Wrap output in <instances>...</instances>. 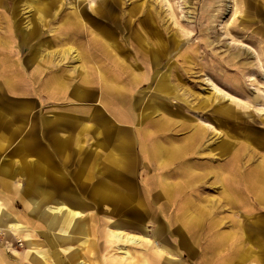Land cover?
Segmentation results:
<instances>
[{
    "label": "rangeland",
    "instance_id": "obj_1",
    "mask_svg": "<svg viewBox=\"0 0 264 264\" xmlns=\"http://www.w3.org/2000/svg\"><path fill=\"white\" fill-rule=\"evenodd\" d=\"M48 11L41 15L33 0H0V112L18 127L14 135L0 134V169L10 172L0 195L14 218L50 248L44 223L27 201L26 171H13L21 140L49 155L56 170L46 178L57 195L58 179L80 189L77 169L94 146L95 182L115 177V188L132 197L125 206L94 202L83 189L91 208L82 224L91 227L93 216L100 250L110 232L102 226L115 222L140 235V244L119 245L133 258L146 255L151 243L168 264H203L201 252L210 244L217 253L213 241L221 232L228 244L221 264L251 255L249 247L258 253L256 239L264 236V0H58ZM89 87L104 93V109L114 115L100 109L95 123L87 122L99 129L94 138L88 129L80 133L81 119L70 110L69 117L57 116V106L72 108L76 92ZM224 106L231 116L215 112ZM61 127L74 140L60 158L54 136L63 135ZM157 143L179 153L166 162L145 154ZM38 157L33 175L43 181L38 174L48 168ZM67 191L52 201H65ZM187 212L195 223L183 219ZM246 228H257L249 240ZM28 250L16 233L0 230V264H28ZM110 253L130 259L115 248ZM253 261L259 264H244Z\"/></svg>",
    "mask_w": 264,
    "mask_h": 264
},
{
    "label": "bare ground",
    "instance_id": "obj_2",
    "mask_svg": "<svg viewBox=\"0 0 264 264\" xmlns=\"http://www.w3.org/2000/svg\"><path fill=\"white\" fill-rule=\"evenodd\" d=\"M46 1H49L48 3ZM58 1V0H33L35 6H37L38 11L41 15H47L49 13L48 6L51 2ZM61 1V0H60ZM79 1V0H78ZM75 7L79 8L81 13H84L80 5L74 4ZM73 6V7H74ZM144 38V37H142ZM162 89H165V85H161ZM171 88V87H170ZM215 88V87H214ZM173 89V88H172ZM176 90V88H175ZM220 90V89H219ZM240 105H248L241 99L237 100ZM218 114L222 116H229L232 112L230 108L224 106L220 109L215 110ZM232 115V114H231ZM230 115V116H231ZM206 126H209L208 123H205ZM63 138V137H61ZM194 139V136L191 138ZM65 141V138L63 139ZM64 145V144H63ZM222 151H226L225 147H222ZM179 153L178 149H174V147H166L161 144H156L152 147L150 152L145 154H151L156 159L160 160L161 162H166L170 157ZM115 161L112 162V166L115 167ZM176 164V163H175ZM38 173H43L44 170L42 169L41 165H38ZM111 166V164H110ZM31 170V179L27 183L30 187V192L34 194L35 197L39 195L42 197L39 201L31 199L28 201L30 204L31 212H35L37 218H39L44 223V227L47 231L48 241L50 243V248H45L44 241L40 240L39 236L30 230L26 223L22 222L18 218H14L8 211V200L5 199V196L2 197L0 195V230L9 229L16 233L21 239L25 240L26 246L29 248L28 252L23 257L24 260L27 261L28 264H168L172 263V261L167 260L164 258V252L158 253L154 248H157L158 245L155 244H145L146 246V255H140L138 257L133 258L124 247L122 248L121 243L123 244H140L141 238L140 235L128 233L124 229L123 225H119L115 222H108L105 223L102 228L109 229L110 232L106 233L105 236V244H103L102 250H100L99 246V227L97 224L94 223L93 216H89V220H93V224L91 227L82 224V220L86 219L83 210L88 211L89 209L85 207V204L81 199L77 198L74 194H72L70 189H68L67 193L64 195L65 201H51L46 199V190L43 186L39 184L43 183L42 180H35L34 173L37 171V168L32 166ZM41 171L39 172V170ZM113 169V168H112ZM113 172V171H112ZM9 171L7 168H3L0 170V184L2 188H8L9 183L6 179L8 177ZM87 167L84 168L80 173V181L79 186H86L89 182L87 177ZM115 178V177H113ZM113 178L110 177L112 180ZM34 179V180H33ZM109 182L100 181L97 188L94 190V195L98 198L97 201L99 202H106V203H116L120 205H127L132 197L128 196L127 192L116 189L115 185L113 184V180ZM115 181V180H114ZM164 181V180H163ZM175 181V180H174ZM255 182L259 186V182L255 180ZM261 201V200H260ZM84 208V209H83ZM220 208V207H219ZM189 209V208H188ZM184 212V211H183ZM182 213V212H181ZM180 215V214H179ZM84 216V217H83ZM183 219L187 221V224H193L197 221L195 215L192 213H185L183 215ZM36 224V223H35ZM42 224V223H41ZM37 225V224H36ZM87 225V224H86ZM88 227V228H87ZM37 229V228H36ZM34 229V231L38 230ZM190 229V227H189ZM257 228H246L244 229L245 238L249 240V236L252 232L257 231ZM141 227H136V231H141ZM233 232V231H232ZM104 234V232H103ZM156 234V233H155ZM193 234V233H192ZM191 236V235H190ZM231 236V235H229ZM149 237V236H148ZM147 237V238H148ZM215 240L213 243L218 245L220 248L217 253L214 254L212 248H210L208 244L204 251L201 252L202 255V262L203 264H211V262H218L221 264L224 259L221 256L222 252H225L227 249L228 244L225 243L227 238V233L221 232L220 235L214 237ZM242 242L243 237H241ZM148 240V239H145ZM163 244V240L161 241ZM256 245L258 248V253H255L251 250V255L245 254L242 259L237 260L236 264H244L247 259H252L255 261H259V264H264V236H260L256 239ZM200 244V243H199ZM164 245V244H163ZM238 244H234L236 248L233 249L237 252L239 251ZM120 250L121 253L127 258H130L128 261H123V259H117L112 257L110 252L112 250ZM212 250V251H211ZM210 252V254H209ZM241 253V252H240ZM252 256V254H254ZM102 254V255H101ZM262 255V256H261ZM16 257V256H15ZM101 257H105L104 260H101ZM132 257V258H131ZM100 258V259H99ZM16 260V258H14ZM18 262V261H17ZM233 262V261H232ZM257 262L253 261V264Z\"/></svg>",
    "mask_w": 264,
    "mask_h": 264
},
{
    "label": "crops",
    "instance_id": "obj_3",
    "mask_svg": "<svg viewBox=\"0 0 264 264\" xmlns=\"http://www.w3.org/2000/svg\"><path fill=\"white\" fill-rule=\"evenodd\" d=\"M75 95L77 96V100L76 101H72V103L75 104V105H71L72 108H69L70 106H66V105L65 106H63V105L57 106V107H59V109H58L59 113L57 114V116H58V118H61V119L69 117L67 112L70 110L72 112V114L74 113V115H71V116H75L77 118L80 117V119H81L79 122L76 123V127L79 130H81L80 133H83L84 131H86V129H88V133L92 135V138H94V135H98L97 131L99 129L98 130L97 129L94 130V128H92V127L89 128L88 123L89 122L95 123L94 118H98L100 116L99 115L100 109H103L104 112H106V110L104 109V106H105V104L107 102V99L104 96L103 92L99 93L98 91L93 89V87L81 88V90L76 92ZM106 114L109 116V118H114V115H111L108 112H106ZM13 118H14L13 116L6 117L0 112V134L1 135L5 131H9L8 133L10 135H14L15 132L18 131V127H16L15 124H13L14 123V119ZM89 119L92 120V121H85V120H89ZM61 129H62V132H64L63 135H60V133L57 131V132H55V136H54L55 137L54 140H55V143L57 145V150H56L55 154L57 156H59L60 158L61 157H65L68 144L71 141V138L69 137L70 135L68 134L69 133L68 132V128L67 127H61ZM65 130H66V132H65ZM61 137H63V138H61ZM64 138H65V141H63ZM74 138L76 140L79 139L76 136ZM73 140L74 139L72 138V141ZM76 140H75V144H77ZM96 140H97V138H96ZM2 143H3V141H2L1 136H0V149L3 146ZM19 144H20V148L16 149V151L18 153L15 152L17 154V156H18V161H16L17 165H15L13 163V165H14L13 167H15L13 169V171L14 172L15 171L18 172L20 170L19 168L24 169L26 171L25 174H26V184H27L30 181L31 177H32L30 172H31V170L33 168L32 167L33 164L39 158L38 155L44 156L39 161H41V163H45L47 165L48 169H47V171L45 172L44 175L38 174V176L39 177L41 176L42 179H43V183H41L39 185L43 186V188L46 190L45 196H46L47 200L51 199V201H52V199H54V198L61 199V197L63 195L62 193L65 192L66 189H70L71 190L70 192L72 194H74L75 196H77V198L81 199V201L84 202L85 207H87L89 209L91 207H90V204L88 202H86L87 198H86L85 193H83V189L86 188V191L88 190L89 193H90L91 199L94 202H96V200H98V198H96V196L93 193H94V190L99 185L100 181L109 182L111 180V179H109V180L100 179V180L97 181V183L95 182L96 179L94 177H95L97 169H96L95 162L93 160V156L95 155V151L96 150L94 149V146H91V149L88 150V152H86L87 156H88V160L85 163H82V165H80L79 168L77 169V175H78L77 182L79 183V181H80V179H79L80 178V173H81V171L84 168L87 167L86 177H87V179L89 181V182H87L88 184L86 186H84V187L83 186H79L80 189H78L77 187H75L77 189H73V188L69 187V185L67 184L66 180L58 179V182L60 183V185L62 187V190H61L62 192L59 193V195H57L56 192L50 187L49 180L46 178L47 172H51V171H55L56 170V169L52 170L51 167H50L51 166V162H50V159H49V155L47 153H45V152H36L34 150L33 146L29 147L30 144H29V140H27V139L21 140V142ZM159 144H161V143H159ZM161 145H163V144H161ZM32 154H35L36 156L33 157ZM54 173H56V172H54ZM17 175H18V173L14 174V177H16ZM8 178L9 177H7L6 179H8ZM44 181H46V182L44 183ZM27 189H28V196H27L28 200L27 201H31V199L39 201L40 198H42L40 195L38 197H35L34 194L32 192H30V187L28 186V184H27ZM83 213H87V211L83 210ZM24 256H25V254H24Z\"/></svg>",
    "mask_w": 264,
    "mask_h": 264
}]
</instances>
